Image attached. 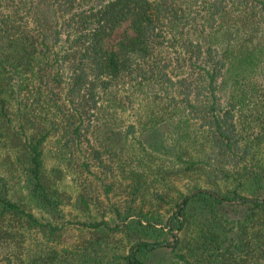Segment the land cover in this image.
<instances>
[{"label":"trees","instance_id":"trees-1","mask_svg":"<svg viewBox=\"0 0 264 264\" xmlns=\"http://www.w3.org/2000/svg\"><path fill=\"white\" fill-rule=\"evenodd\" d=\"M0 264H264V0H0Z\"/></svg>","mask_w":264,"mask_h":264},{"label":"rangeland","instance_id":"rangeland-1","mask_svg":"<svg viewBox=\"0 0 264 264\" xmlns=\"http://www.w3.org/2000/svg\"><path fill=\"white\" fill-rule=\"evenodd\" d=\"M128 30V32H129V29H128V27H127V23L126 22H124L121 26H119L116 30H115V32H114V34L111 36V38H110V42H115L116 40H117V38L120 36V34L121 33H123V32H125V31H127ZM191 192V191H190ZM111 194V193H110Z\"/></svg>","mask_w":264,"mask_h":264},{"label":"water","instance_id":"water-1","mask_svg":"<svg viewBox=\"0 0 264 264\" xmlns=\"http://www.w3.org/2000/svg\"><path fill=\"white\" fill-rule=\"evenodd\" d=\"M204 189V188H203ZM196 191H198V189H194L193 191H191L189 194L191 195V194H193L194 192H196ZM212 191V190H211ZM213 192V191H212ZM216 195L217 196H219L217 193H216ZM220 197V196H219ZM224 201L225 202H229V203H238V200L237 199H235V200H225L224 199Z\"/></svg>","mask_w":264,"mask_h":264}]
</instances>
